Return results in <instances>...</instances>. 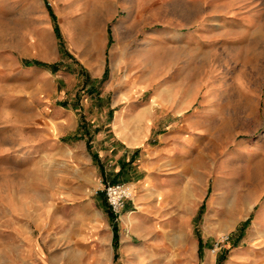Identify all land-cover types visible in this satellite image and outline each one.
<instances>
[{"label": "rangeland", "instance_id": "rangeland-1", "mask_svg": "<svg viewBox=\"0 0 264 264\" xmlns=\"http://www.w3.org/2000/svg\"><path fill=\"white\" fill-rule=\"evenodd\" d=\"M68 111L169 190L116 215ZM0 264H264V0H0Z\"/></svg>", "mask_w": 264, "mask_h": 264}, {"label": "crops", "instance_id": "crops-1", "mask_svg": "<svg viewBox=\"0 0 264 264\" xmlns=\"http://www.w3.org/2000/svg\"><path fill=\"white\" fill-rule=\"evenodd\" d=\"M175 33L181 40H188L187 38L190 36L198 39L197 35L201 33V30H190L185 33L182 29H177L174 34ZM38 70L39 73H45V71L40 68H38ZM60 113L63 114L62 109H60ZM56 118L68 122L70 128L76 132L79 131V135L87 136V133L90 132V143L93 153L92 159H94V157L97 159L101 171H105L106 176L130 182L134 185V188L140 185L142 195L139 198L138 204H143L145 197L148 199L151 195H154L160 200V196L166 193L172 186L171 180L166 181L165 175L150 176L147 171V163L139 158L138 148L142 144L140 136L127 133V129L130 130L132 128L130 124L124 127L122 133L118 131L120 129V119L114 116L112 128L108 131L103 128L96 129L98 132L96 133L95 130V134L93 135L90 127L87 125L82 127L79 126L78 117L73 112L68 111L66 116L59 114ZM84 139V144L87 146L89 137L87 136ZM135 206V203L128 202L124 210H133Z\"/></svg>", "mask_w": 264, "mask_h": 264}, {"label": "built area", "instance_id": "built-area-1", "mask_svg": "<svg viewBox=\"0 0 264 264\" xmlns=\"http://www.w3.org/2000/svg\"><path fill=\"white\" fill-rule=\"evenodd\" d=\"M103 187L100 192L104 193L112 211L119 215L127 203L134 198V185L127 181L107 182L102 180Z\"/></svg>", "mask_w": 264, "mask_h": 264}, {"label": "bare ground", "instance_id": "bare-ground-1", "mask_svg": "<svg viewBox=\"0 0 264 264\" xmlns=\"http://www.w3.org/2000/svg\"><path fill=\"white\" fill-rule=\"evenodd\" d=\"M239 213L242 215L243 212L242 210L239 211ZM125 221L129 222L131 225H133L134 228L138 229L140 227L139 225V219L138 218H133L130 215L125 217ZM143 221V220H142ZM145 223V222H144ZM146 228V227H145Z\"/></svg>", "mask_w": 264, "mask_h": 264}, {"label": "trees", "instance_id": "trees-1", "mask_svg": "<svg viewBox=\"0 0 264 264\" xmlns=\"http://www.w3.org/2000/svg\"><path fill=\"white\" fill-rule=\"evenodd\" d=\"M33 63H35V64H45V63H39V62H33ZM48 65V64H47Z\"/></svg>", "mask_w": 264, "mask_h": 264}]
</instances>
